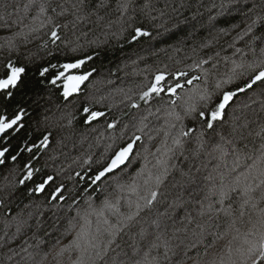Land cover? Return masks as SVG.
<instances>
[{
	"label": "snow or ice",
	"instance_id": "6c2138e0",
	"mask_svg": "<svg viewBox=\"0 0 264 264\" xmlns=\"http://www.w3.org/2000/svg\"><path fill=\"white\" fill-rule=\"evenodd\" d=\"M184 7L183 0H0V29L10 32L0 37V166L10 164L19 177L5 185L7 196L26 187L28 198L5 220L16 229L0 237V249L7 248L0 264H264V0H220L208 10L215 14L207 25L199 11L172 24L216 32L190 55L169 57L182 67L165 63L149 72L146 65L138 90L125 93L130 109L146 106L136 132L153 131L155 122L148 140L160 138L154 152L143 147L144 163L134 174L126 169L141 157L143 136L124 140L128 124L100 158L67 162L60 160L67 153L51 150L56 132L106 116L82 89L98 72L89 62L107 55L110 40L122 49L152 37L138 17L167 23ZM232 13L247 18L244 27L217 28ZM222 38H230V55H221ZM221 62L226 71H219ZM53 89L61 103L51 104ZM118 127V120L106 123ZM57 143L63 147L64 139ZM93 194L102 197L99 204ZM0 206L5 217L13 213L3 198ZM33 207L43 209L39 217L64 210L63 233L38 235V217L37 231L10 247L31 227L33 214L24 217Z\"/></svg>",
	"mask_w": 264,
	"mask_h": 264
},
{
	"label": "trees",
	"instance_id": "16d2710c",
	"mask_svg": "<svg viewBox=\"0 0 264 264\" xmlns=\"http://www.w3.org/2000/svg\"><path fill=\"white\" fill-rule=\"evenodd\" d=\"M219 2L220 0H183L185 5V7L181 9L183 15L176 16L168 20L167 23H165L164 20L150 21L143 17L137 18V24L142 23L148 31L152 32V37L142 38L139 43L133 42L131 45L124 44L122 49L115 40H110L109 46H106L107 55L102 53L99 58H95L93 62H89L88 66H95L98 72L90 78V81L82 85L85 97L92 103L95 109L105 111L106 116L98 122L93 123L90 127H85L82 123H78L74 129H65L56 132L52 140L51 150L57 153L63 151L68 154L67 157L61 156L60 160L71 162V160L77 156H80L81 160H83L88 155H92L94 159L106 155L105 148L111 143L110 137L112 135L119 137L121 128H123L124 124H128L129 127L125 130L126 135L124 136V140L129 139L133 133L143 136V139L138 143L136 148V151L142 153L141 157L133 156L132 164L126 169L128 175L134 174L144 163L142 158L143 147L147 146L154 152L156 146L160 143V138L156 137L152 141L148 140V135L155 136L154 128L158 127V124L155 122L149 126L153 131L150 132L149 129H145L144 133L136 132V127L139 126V117L144 114L143 109L146 106L141 102L140 110L130 109L127 101L124 100V95L125 93H129V89L133 92L138 90V85L144 80L146 65L149 66L147 69L149 72L154 71L156 68H162L165 63L169 65L170 69L182 67V65L173 64V61L169 60V57L175 60L181 59L185 54L190 55L191 47L198 45L206 39H210L211 36L215 34L216 29L208 27L201 29L200 25L197 24L196 30L193 32L191 29H185L183 25L178 29H173L172 24L176 23L177 20H183L185 17H191L192 13L199 11L202 13V17H197V19L200 20L201 23L207 25L209 15L215 14L214 10L211 13L208 10L211 9L213 3L219 4ZM15 18L14 15L12 19L14 20ZM220 19L221 22L217 24V28L230 27L232 24H238L242 29L247 22L245 16L236 13H232V15L227 18V23L223 22L224 18ZM156 24H163L164 28L169 29V31L165 32L164 28L155 27ZM12 30L14 31L15 29L13 28ZM237 31H239V29H237ZM157 33H159V35H157ZM9 34V31L0 29V37ZM97 35H99V33H97ZM233 35H235V33H233ZM100 39H103V36H100ZM226 40L230 42V38L221 39V44L225 47V51H223L221 55L231 54V50L227 49ZM180 42H186V44L181 45ZM121 43L123 42L121 41ZM177 46H182V51L179 53L175 52ZM218 48L219 46L211 50H204L201 54L205 55L209 51L214 52L218 50ZM150 53H155V55H150ZM139 56H143L145 59L143 61H138ZM133 61H137V63H133ZM226 70L225 64L221 62L219 71L223 72ZM51 95L52 105L62 102L58 90L53 89ZM101 97H103L102 100ZM96 101H99V103H96ZM124 113H127V115H124ZM114 119L119 121V127L114 131L107 129L106 123ZM101 134H103V136H101ZM60 139H64L63 147L57 143ZM117 143H123V141L117 140ZM73 145L75 146L73 147ZM149 160L154 163L152 157H149ZM41 163H43V160ZM11 167L10 164L0 166V198L5 199L7 206L13 209V213L5 217L4 213L6 208L0 206V237L4 236L5 233L11 236V234L15 232L16 224L9 223V226L5 227V220L7 219V221L11 222L12 216L19 211L20 208H23L24 204L28 203V198L24 195L26 187H21L12 197L7 196L10 189L6 188L5 185L15 183V180L19 178L18 174L10 172ZM93 167H95V165H93ZM73 168L76 171L83 172L87 170L88 165H84L83 169L77 165H73ZM69 174H71V170ZM6 177L7 179H5ZM125 179H127V177H125ZM68 187L72 189L73 184L68 182ZM79 187L82 190L84 187L83 183H81ZM68 194L69 193H65V195ZM93 198L96 204H99V199L102 197L96 198V194H93ZM39 199L42 201L43 197ZM70 202L69 200L68 203ZM17 206H19V208ZM81 206H83V204H81ZM66 209L67 204L64 205V210ZM42 210L43 209H37L35 207L25 209V219H27L28 212L33 214L32 219L29 220V225H31V227H26L24 234L15 244L9 245L10 247H15L24 237H30L34 231H37L36 220L39 217V212ZM64 210L57 211L56 209H50L45 212L43 217H39L41 223L38 235L44 236V233L47 232L49 236L55 233V237H60L67 221V217H64ZM68 215L72 216L75 215V213L71 212ZM59 217H64V219H60L59 222H57ZM54 224L55 228L53 227ZM70 238L71 237L65 238L64 243H67ZM45 239H49V237H45ZM6 250L7 248L0 249V255Z\"/></svg>",
	"mask_w": 264,
	"mask_h": 264
}]
</instances>
